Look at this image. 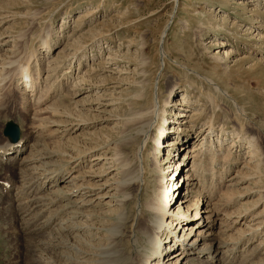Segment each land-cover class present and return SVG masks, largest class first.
I'll return each mask as SVG.
<instances>
[{"label":"rangeland","instance_id":"374dc122","mask_svg":"<svg viewBox=\"0 0 264 264\" xmlns=\"http://www.w3.org/2000/svg\"><path fill=\"white\" fill-rule=\"evenodd\" d=\"M164 28L166 37L163 47L167 56L164 58L165 63L160 66L158 48ZM0 36L12 40L7 46L12 48L9 51L11 56L17 59L15 70L19 63L35 58L39 62L38 66L44 68V78L48 74L47 92L52 95L51 101L54 99L61 113H64V116L52 118L64 119L66 116L77 121L83 117L87 122L84 127L72 132L70 137V131L49 137H45L44 133L33 132L35 125L23 109L25 99L18 91L20 85L8 86L0 96V144L8 142L2 132L5 123L9 120L17 123L19 139L21 136L28 138L27 149L24 147L19 155L13 154L17 159L27 154L34 140H37L34 149L39 150L36 152L38 155L56 151L50 156L56 164L63 162L65 165L71 155L77 157L78 154L87 153L86 163L75 169L73 174H88L86 179L95 176L93 183L95 180L102 184L105 179L107 187L102 193L106 192L117 175L110 160L104 159L123 142L119 135L123 120L129 116V108L146 105L155 95L156 84L162 104L168 99L170 87L176 84V94L171 99L177 105L170 107L167 114L169 129L176 132L171 136L176 137L180 133L179 139L175 140L178 151L171 146L168 148L177 154L173 161L181 158L187 148L192 147V136L196 135L195 132L205 121L211 120L215 129L207 137L208 141L211 139L209 148L212 149L207 156L205 154L206 162L212 159L208 158L212 153H216L217 157L214 156L208 162L212 166L210 170L208 164V168L213 173L207 172L205 178L206 184L211 185H207V189L214 190L211 198L213 208L222 212L219 214L222 219L224 213H229L233 217L228 218L229 221L238 219L240 211L245 213L242 210L244 208L250 209L251 213L261 212L259 217L264 219V0H0ZM43 39L51 45L47 52L43 50ZM217 39L225 43L214 45ZM217 47L221 50L219 55L228 51L222 60L212 57L217 54ZM142 54L148 57L146 65H142L140 60ZM178 63L184 66H178ZM200 75L211 79L224 92H217L214 85L208 84ZM74 78L78 81L72 82ZM140 81L144 82L146 92L144 99L136 101L134 94L140 90ZM182 94L191 97L189 102L193 105L188 108L192 109L184 120L186 122L172 127V120L176 119L175 111L182 106L178 105ZM201 111V118L196 119ZM65 124L63 128L67 127ZM192 127L195 131L191 130ZM131 131L133 135L134 130ZM153 133L157 134L158 130L153 129L151 136ZM185 133L189 135L187 139L191 137L189 146L182 145L180 141ZM248 137H253L257 156L247 155V143L242 138ZM166 138L168 136L163 137L161 142H166ZM133 147L126 144L122 150L125 148V153L131 156ZM146 147L144 162L147 163V169L145 183L139 190L141 199L153 195L152 190L158 184L157 173L151 164L154 148L152 138L147 140ZM181 147H186V150ZM163 151L158 158H166L167 149ZM98 155L104 158H95ZM164 159L161 161L164 162L165 175L170 177L168 173L173 167L165 163L167 158ZM191 160V157L187 158L178 168L174 175L179 174L177 181L180 174L190 167ZM201 166L199 170L206 167L204 164ZM49 167L55 166L49 165L47 169ZM42 170L24 175L18 173L12 164L0 160V264H46L47 257L51 255L53 260L59 259L50 249L36 250L37 247L29 246L19 226L20 210L15 204V193L26 182L36 184L40 181ZM237 172L243 179L237 185H226L232 182L230 177ZM220 174L223 175V182H219ZM179 192L181 195H196V186L184 185ZM109 193L101 200V204L96 205V209L105 210ZM228 196L232 198L231 201H227ZM94 198L97 201L98 197ZM205 199L202 197L200 200ZM185 210L183 207L182 211ZM192 211L190 209L188 214H192ZM249 217L246 222L255 225L256 222L249 220ZM222 219L217 220L216 229ZM242 222L233 230L249 229L245 225L240 226ZM223 231L226 232L225 239L229 233L235 236L234 231ZM261 237L264 235L256 236L251 244ZM96 238L89 237L86 240L95 239L97 243ZM91 240L89 242L93 243ZM97 255L92 258L96 262L91 260L90 264H98Z\"/></svg>","mask_w":264,"mask_h":264},{"label":"bare ground","instance_id":"6f19581e","mask_svg":"<svg viewBox=\"0 0 264 264\" xmlns=\"http://www.w3.org/2000/svg\"><path fill=\"white\" fill-rule=\"evenodd\" d=\"M165 30L164 28L160 34L158 48V56L161 59L160 66L165 63L164 58L167 56V52L163 47L166 37ZM10 41L12 40L3 39L0 36V96L5 92L6 88L8 89V86L20 85L18 91L25 99L23 109L35 125L33 132L41 135L44 133L45 137L53 136L59 132L64 134L68 131H70L68 133L70 137L72 132L84 127L87 122H85L86 119L83 117L77 118V121H75V118L69 119L66 116L64 119L52 118V116H64V113H61L54 99L51 101L52 95L47 92L46 77L48 74L46 73L44 78V68L42 65L38 66L39 62L35 58H32L34 62L27 59L19 63L18 69L15 70L17 59L15 56H11V52L9 53L12 49L7 46ZM42 41L44 44L43 50L49 51L51 48L50 43L46 39ZM223 43H225L223 40L217 39L214 45L218 46ZM11 46L13 47L14 45ZM216 50L217 54H213L212 57L218 60H222L225 58L224 56L228 55V51L219 55V51H221L219 47ZM13 51L15 52V50ZM140 60L142 65H146L148 57L142 54ZM177 65L184 66L181 63ZM45 72H48V70H45ZM200 78L207 81L208 84H213L217 92L221 94L224 92H221V89L211 79L203 78V75H200ZM75 80L77 79L74 78L72 82ZM61 84L62 86L64 85L63 82ZM138 86L140 90L134 94L136 101L144 99L146 92L144 82H138ZM176 89V84L172 85L168 92V99L161 104L156 84L155 95L146 105L136 108L129 106L132 108H129V112L127 111L129 116L124 117L123 128L121 135H119L123 142L121 146L119 144L114 149L115 151L109 157L104 159L105 161L110 160V163L114 166L112 169L116 171L117 177L113 180L112 186L110 184L108 186L109 189L103 193L102 190L107 187L105 179L102 184L97 183L99 181L95 180L93 183L92 180L95 176L87 177L88 179H86L88 174L81 172L73 174L75 169L81 168L86 163L87 153L78 154L77 157L71 155L70 159H67L68 162L63 165V162L56 164L50 158L56 151L51 150L47 152V155L46 152L43 155H38L39 150L34 149V144H37V140L36 142L34 140L29 145V151L20 159L15 156L23 151L27 137L21 136L16 142L8 140L3 145L0 144V160L12 164L18 173L26 175L29 172L43 169L42 178L40 177V181H37L36 184L26 182L21 187L18 186L20 188L15 193V204L20 210L19 222L21 225L19 226L29 246L37 247L36 250L50 249L55 255H58V261L53 260L52 255L47 257V259L44 257L46 264H90L94 255L96 257L97 251L98 264H264V237L251 244L256 236L264 235V219L261 220L259 217L261 212L251 213L250 209L244 208L242 210H245V213L240 211L238 217L236 216L238 219L229 221L227 220L228 218H233L229 213H224L225 215L223 214L224 218L222 219L219 216L222 212L215 210L212 206L213 201L211 198L214 196V190L207 189V178H205L207 172L211 170L210 167H212L209 161L216 156V153H212V156L208 157L212 159L210 158L211 160L206 162V156L212 149L209 148L211 139L208 141L207 137H210L215 129L211 120L203 121L204 123L199 131H196V135L192 136L194 137L192 147L190 149L187 148V150L185 149L186 147H181L186 150L185 153L182 154L181 158L178 157L176 161H173L177 154L172 148L171 150L168 148L171 146L174 149L176 148L175 151H178L175 146V140L179 139L180 133L176 137L171 136L176 132L169 129L167 114L170 107L177 105V103H172L173 100L171 99L176 94ZM182 96L178 104L180 106L182 104V106L178 111H175L176 119L172 120L174 121L172 122V127L174 124L186 122L184 120L189 116L188 113L192 109L188 108L192 104L189 102L191 97L188 94H182ZM202 111L199 115L197 114L196 119L201 118ZM182 117L183 119L180 120ZM64 124L67 127L63 128ZM51 126L55 128L49 129L48 127ZM153 129L158 130V133H153L151 136ZM131 130H134L133 135ZM191 130H194L193 127ZM204 131H206L205 134ZM167 136L166 142L163 140L161 142V139ZM187 137L189 135L186 133L182 136L180 140L182 145H190L189 140H191V137L189 139ZM150 138L154 142L151 164L153 170L157 173L158 184L152 190L154 191L153 195L147 199H141L142 195L140 196L141 191L139 192V190L145 183L144 177L147 169V163L144 162V150L147 148V140ZM252 138H242V141L247 143V155L254 156L256 155L255 148L257 147ZM234 141L233 139L232 142ZM207 143H209L208 147H206ZM126 144L134 146L131 156L125 153V148L122 150V146ZM235 145L238 146L237 144ZM196 146L198 148H195ZM163 149H167L166 158L168 160L165 163L173 167L168 173L170 177H167V174L165 175L164 162L161 161L164 158H158L159 153ZM13 154L16 155L13 156ZM101 156L98 155L95 158H104V156ZM226 156L228 159V155ZM189 157L192 158L190 167L180 174L179 180L181 183L179 184V180L177 181L179 174L175 177L174 175ZM73 162L75 163L72 165ZM202 164L206 165V167L199 170ZM49 165L55 167L47 169ZM210 173H213V171ZM239 173L237 172L230 177L232 182L226 185H237L239 180L243 179ZM209 174L207 176L212 175ZM236 177L238 178L234 181ZM223 179V175L220 174L219 182H223ZM184 185L185 187L187 185H190V187L196 186V195L193 194L191 196L192 194L190 195V193H188L189 195H181L179 189ZM146 190L145 192L147 193ZM107 192H110V198L105 204L107 207L104 208L105 210L103 208L96 209V205L101 204V200L107 197ZM223 193L228 195L225 191ZM94 197H98L97 201ZM202 197L207 199L200 200ZM231 200L232 198L228 196L227 201ZM161 202L164 203V208L159 207ZM256 204L257 202L254 206ZM183 207L186 208L185 212L182 211ZM190 209L194 211H192V214H188ZM247 216H251L249 220H254L257 225L246 222ZM219 219L222 220L217 227L218 229H216V223ZM240 221H243L240 226L245 225L249 229L247 228L245 231L241 228L236 229V231L233 230V227L235 228L238 223H241ZM180 229L182 231L179 234ZM226 229L231 232L234 231L235 236L231 235L229 231L225 239L224 235L226 232L223 230ZM86 237H97V243H95V239V242L89 239L93 243L89 241L88 243ZM94 249H96V254ZM170 250L172 252L168 255L167 253ZM55 259H57L56 256Z\"/></svg>","mask_w":264,"mask_h":264},{"label":"water","instance_id":"95a60500","mask_svg":"<svg viewBox=\"0 0 264 264\" xmlns=\"http://www.w3.org/2000/svg\"><path fill=\"white\" fill-rule=\"evenodd\" d=\"M2 132L10 142H16L19 139V126L12 120L5 123Z\"/></svg>","mask_w":264,"mask_h":264}]
</instances>
